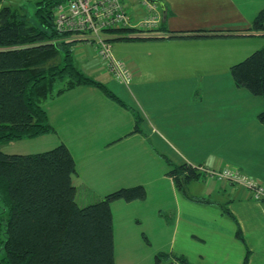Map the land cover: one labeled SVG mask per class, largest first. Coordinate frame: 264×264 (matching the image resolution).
Segmentation results:
<instances>
[{"label":"crops","instance_id":"1","mask_svg":"<svg viewBox=\"0 0 264 264\" xmlns=\"http://www.w3.org/2000/svg\"><path fill=\"white\" fill-rule=\"evenodd\" d=\"M152 1L159 24L136 33L160 37L129 39L128 84L113 78L92 44L73 45L75 65L116 98L96 85L73 86L42 103L53 130L25 139H45L42 151L67 146L76 202L80 189L101 198L145 188L143 199L111 203L114 264H182L177 257L185 264H264V200L196 169L238 168L264 187V124L257 118L264 98L237 87L230 74L264 45L255 40L263 33L249 30L264 0ZM124 3L134 20L148 12L141 0ZM2 5L25 9L22 0ZM191 33L202 35L185 36ZM183 164L199 175L179 187L167 172ZM159 253L168 258L157 261Z\"/></svg>","mask_w":264,"mask_h":264},{"label":"trees","instance_id":"2","mask_svg":"<svg viewBox=\"0 0 264 264\" xmlns=\"http://www.w3.org/2000/svg\"><path fill=\"white\" fill-rule=\"evenodd\" d=\"M64 1L38 0L32 15L23 8L0 7V144L51 132L42 103L73 86L96 85L116 98L75 65L73 45L80 40L55 29L53 11ZM249 30L264 35V8ZM110 31L142 32L128 27ZM193 35L202 34H185ZM159 37L146 33L114 38ZM230 74L237 87L264 98V45L231 65ZM57 83L61 86L55 88ZM257 118L264 124V110ZM75 173L74 159L63 143L30 154L0 150V264H114L110 204L143 199L145 189L119 188L80 206L72 183ZM167 173L179 187L199 175L185 164L171 165ZM167 258V253L156 255L157 261Z\"/></svg>","mask_w":264,"mask_h":264},{"label":"built area","instance_id":"3","mask_svg":"<svg viewBox=\"0 0 264 264\" xmlns=\"http://www.w3.org/2000/svg\"><path fill=\"white\" fill-rule=\"evenodd\" d=\"M148 12L134 20L127 10L125 0H66L53 11L54 27L59 32H70L75 39L92 44L107 71L117 81L128 84L131 72L124 61L112 55L107 30L128 27L140 31L155 29L160 21L157 5L151 0H141ZM196 169L206 176L243 185L256 200H264V187L238 168L225 167Z\"/></svg>","mask_w":264,"mask_h":264},{"label":"rangeland","instance_id":"4","mask_svg":"<svg viewBox=\"0 0 264 264\" xmlns=\"http://www.w3.org/2000/svg\"><path fill=\"white\" fill-rule=\"evenodd\" d=\"M22 1H23V5H24V8L26 9V11L30 15H32L36 9L35 2L37 0H22ZM142 33H145V32L142 31ZM107 34L114 35L112 37L109 36V38H108V39H110L108 42L110 44L112 54L115 53L114 47L116 46V58L122 59L123 61H125L124 59L127 58V55H128V52H129V49L131 46L130 40L129 39H116L114 37H116V36H129V35L134 36V35H137L138 33H136V31L135 32L134 31H117V32L116 31H110V32H107ZM255 40H257V42H262V41L264 42V40H262L260 37L258 39H255ZM258 47H261V46H258ZM255 49H258V48H255ZM254 50H250V51L253 52ZM251 52H249L247 55H249ZM74 63L78 67L80 66L79 61L76 58L74 59ZM55 86H56L55 88H58L61 86V83H57ZM50 138H52V136ZM45 143H46L45 139H37L36 141L35 140L29 141L28 139L24 138L22 140L19 139V140H13L10 142L2 143V144H0V150L5 152V153H9V154H23V153H27L26 151H28L30 153H37V151L42 152V150H40V149H44L43 145ZM135 186H137V185H135ZM140 186H142V185H140ZM145 193H146V190H145ZM86 196H88V198ZM92 197H94V198H92ZM95 199L97 201L100 199V197H98L97 195H95L94 193H92L90 191H85L83 189L78 190V196H77V204L78 205H83V204H86L89 202H93ZM119 200H121V199H119ZM110 206H111V204H110Z\"/></svg>","mask_w":264,"mask_h":264},{"label":"water","instance_id":"5","mask_svg":"<svg viewBox=\"0 0 264 264\" xmlns=\"http://www.w3.org/2000/svg\"><path fill=\"white\" fill-rule=\"evenodd\" d=\"M152 1V0H151ZM162 6V5H161Z\"/></svg>","mask_w":264,"mask_h":264}]
</instances>
